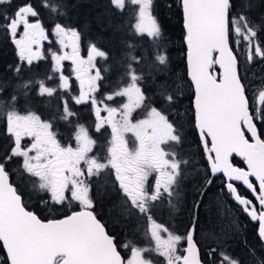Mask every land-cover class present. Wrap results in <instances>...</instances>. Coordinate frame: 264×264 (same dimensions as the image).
Instances as JSON below:
<instances>
[{"label": "snow or ice", "instance_id": "6c2138e0", "mask_svg": "<svg viewBox=\"0 0 264 264\" xmlns=\"http://www.w3.org/2000/svg\"><path fill=\"white\" fill-rule=\"evenodd\" d=\"M109 3L118 10L125 9V0H109ZM130 3L138 6L134 34L149 38L154 63L144 65L147 48L137 56L138 46L125 42L129 51L113 58V65L105 64L101 69L96 59L107 61L109 54L90 42L85 59L80 51L81 30L57 22L51 34L57 38L55 43L59 48L47 50L52 74L38 79L32 73L25 80L26 69L31 72L34 64L47 58L43 42L49 41V32L31 0H24L12 11L8 10L12 0H0V29L15 45L18 57L16 64L6 67L11 75H0V104L10 107L4 120L8 143L0 149V250L4 253L0 264H154L150 254L162 257L164 264H244L219 245L209 247L206 258L202 259L194 239L199 208L217 174L225 178L223 190L227 196L242 206L252 221L259 222L257 234L264 242V139L261 138L264 133L258 131L257 124H264V90L254 91L250 96L240 70L241 55L245 64L264 61V39H261L264 15L257 22L247 14L255 6L252 0H246L243 8L236 0H174L185 30L195 128L209 165L204 191L198 193L200 200L194 205L196 215L186 234L178 235L157 222L153 209L159 203H166L175 210L180 201L185 179L182 168L188 161L180 158L179 151L168 149L172 145L182 149V125L170 119L164 107L149 106L142 74L145 67L164 106L171 108L180 97L174 85H169L167 80L156 83L151 72L153 68L158 72L159 66H166L168 61L166 53L161 54L159 48L163 27L154 14V0H130ZM167 6L171 8L173 4ZM41 7H49L47 0H42ZM58 7L52 6L51 11L56 13ZM59 15L66 16V12L60 10ZM32 18L34 22H30ZM108 26H113L111 19ZM114 27L120 29L119 24ZM65 61L71 62V75L78 82L79 95H71L72 82L64 74ZM113 67L120 71L119 79L127 80V84L98 99L106 74ZM54 78L59 83L55 87L47 86V81ZM33 89L40 97H52L58 89L67 93V98L61 96L62 111L58 116L51 121L42 120L31 110L26 114L17 110L21 96L27 102ZM117 97H126V102L115 107L105 103ZM70 100L76 105L90 102L97 133L105 125L110 127L104 156L90 155L97 142L85 125L72 124L77 113L70 108ZM144 108L148 109L145 118L134 119L133 113ZM102 112L106 115L102 116ZM57 119L74 129L75 146L62 144L58 131L54 130ZM25 138L30 143H23ZM234 154L243 158L247 170L233 165ZM16 160L18 167L13 169L11 165ZM103 173L112 176L113 189L119 196V205L114 207L123 205L129 217L134 214L144 217L154 247L132 246V241L121 244L98 219L93 180ZM17 174L19 181H14L12 177ZM25 180H31L47 197L39 200L45 207L49 203L62 207L75 201L79 210L59 219H41L23 199L18 183ZM235 182L246 187L255 203L240 193ZM162 233L167 234L166 238ZM182 242L186 243L183 249ZM118 249H130V257L125 259ZM249 253L255 256L251 247ZM256 261L264 264L259 257Z\"/></svg>", "mask_w": 264, "mask_h": 264}, {"label": "flooded vegetation", "instance_id": "af4514ba", "mask_svg": "<svg viewBox=\"0 0 264 264\" xmlns=\"http://www.w3.org/2000/svg\"><path fill=\"white\" fill-rule=\"evenodd\" d=\"M237 4L243 8L246 3V0H236ZM253 4L255 5L251 11H248L247 14L254 20L259 22L262 15H264V0H252ZM30 22H34V18L30 19ZM44 26V24L42 23ZM54 26V25H53ZM45 27V29L49 32V41L43 42V48L46 53L47 57V50L51 48L52 50H58L59 46L55 43L56 37L51 34V30L53 28ZM23 29H20L22 32ZM19 36V33H18ZM261 39H264V32H261ZM88 48H85L83 43L80 41V51L81 56L85 59L87 58ZM50 57V56H48ZM241 60V73L245 76V83L248 86V94L251 96L255 91L258 93L259 91L264 90V61H255L252 64H245L243 55L240 57ZM98 67L101 69L105 66L104 58L98 57L96 59ZM72 65L70 61L64 62V74L70 76V80L72 82L71 88V95H79V86L78 82L75 81V77L71 75ZM58 75V74H57ZM107 79V78H106ZM104 80L102 90L100 93L97 94V98L100 99L105 93H111L114 90H118L120 87H124L126 85H109ZM57 80V81H56ZM169 85H171L170 80H167ZM59 83L58 78H56L50 87H55ZM159 83V82H156ZM175 89L178 92L179 99L176 101V104L171 108H167L163 105L161 98L156 95V88L153 84V81H145V94L149 97L148 104L149 106H155L157 108L164 107L165 113L170 114V119L175 120L177 124L182 125V136H183V147L182 149H177L175 145H172L168 150L170 151H179L180 158L187 160L188 163L186 166L182 168L183 173L188 171L191 176L188 181H183L182 186L180 189V201L176 203V209L173 210L167 206L166 203H159L153 209V216L157 220V222L164 224L170 232L178 235H185L187 229L190 227L194 216L196 215V210L194 205L197 201L200 200V196L198 193L204 191L201 190V183H202V175H203V168H205V164L202 161V152L203 145L200 141L198 130L195 128L194 123V113L192 108V100H193V87L192 85H174ZM55 102H59L61 105L62 110V99L61 96H65L67 98V93L64 90L57 91L56 94L53 95ZM126 102V97H117L114 101H105L108 103L109 106H119ZM257 103H258V96H257ZM72 111L77 113V116L72 119V124H83L85 127L88 128L90 136L97 142L96 146L93 149V152L90 155H98L104 156L106 153V147L108 146V141L110 139L111 129L107 125L97 133L95 131V116L94 112L92 111L90 102L87 104L76 105L74 101L70 100L69 104ZM148 109H138L136 112L133 113L134 119H143L145 118L146 111ZM39 115V114H38ZM49 115V114H48ZM59 113L52 114L49 116H41L42 120H49L52 119L54 116H58ZM101 115H106L105 112H102ZM50 121V120H49ZM258 124V131L264 133V124ZM54 130L58 131L59 136L58 138L61 139L62 144L72 143L75 146V141L73 139L74 129L69 127L65 122L56 120L54 124ZM131 134H129L130 136ZM246 135H248L246 133ZM250 138V137H249ZM264 139V135L261 136ZM23 143L28 144L30 143L29 138H25ZM210 146V144H209ZM205 153V152H204ZM206 158V154H205ZM236 158L243 162V165H238L233 162V159ZM207 160V158H206ZM232 163L239 167H245V163L243 159H239L235 156L231 158ZM208 165V164H207ZM209 168V165H208ZM221 176V183L224 185L225 178L222 174H217ZM216 175V176H217ZM253 183L256 184L255 179L251 178ZM26 184H31V180L23 181ZM93 184L95 186V192L97 193L94 196L95 199V213L97 217L106 225V229L109 234L114 235L118 238L121 244L125 241H132V246H139V247H148L149 245L146 244L144 234L148 231V222L144 217L138 215H132L129 217L126 215V209L123 205L118 207H114L119 205V196L115 193L113 186H112V176L108 173H103L100 175L99 179L93 180ZM186 184V185H184ZM237 187L242 186L246 191L245 186L242 185L240 182H236ZM216 184L213 182L212 188L207 190L206 195L203 197V203L199 208V225L197 231L194 235V239L198 242V247L201 250V257L202 259L206 258V252L208 251L209 247H216L219 245L218 243V228L219 220L224 217H230L231 211H235L238 213L242 209L240 205H234L227 200V198L223 196H219L217 193V188H215ZM26 187V186H25ZM222 187V186H220ZM30 188V187H29ZM28 190V200L29 208L32 207L36 209L35 205L41 206L38 204L39 200L46 196L42 195V192L36 186L35 188H30ZM33 190H36L33 192ZM190 193H187V191ZM40 191V193H39ZM249 192V191H248ZM250 193V192H249ZM248 199H253L255 203V199L250 193V196H245ZM24 199V197H23ZM25 201V199H24ZM54 206V205H53ZM63 213L62 216H65L72 211L79 210V205L75 201H71L69 203H65L64 206H54ZM32 208V209H33ZM33 209V210H35ZM243 211V210H242ZM241 213V212H240ZM60 216V217H62ZM248 216V215H247ZM249 217V216H248ZM251 220V219H250ZM210 221V222H209ZM254 222V221H253ZM257 228H258V222ZM258 233V231H257ZM162 236H165L163 233ZM166 238V236H165ZM186 247V243H181L180 248L183 249ZM121 250V254L125 259L130 257L129 250L125 251ZM152 259L154 264H164V260L160 256L152 255Z\"/></svg>", "mask_w": 264, "mask_h": 264}, {"label": "trees", "instance_id": "16d2710c", "mask_svg": "<svg viewBox=\"0 0 264 264\" xmlns=\"http://www.w3.org/2000/svg\"><path fill=\"white\" fill-rule=\"evenodd\" d=\"M47 2L49 7L42 8V0H31V3L40 13L39 19L41 23L46 27H51L54 23L59 22L81 30V42L85 48L90 45V42H95L101 50L109 54V59L105 61V64L113 65V58L121 57L129 51L125 42H131L138 46L135 49V55L137 56L141 55L144 48H147L148 59L144 61V65L147 66L154 63L152 46L150 45L149 38L146 36L138 37L134 34L133 28L136 19L138 18V6L132 5L130 0H125V9L122 11L111 5L109 0H47ZM23 3L24 0H12V4L8 10L12 11L18 5ZM169 4H173V6L169 8L167 6ZM54 5H59L56 13L51 11V7ZM60 10L65 11L66 16H60ZM154 14L158 17L159 23L163 27V37L159 42L160 52L161 54L166 53L168 61L166 66H159L158 72L155 68L151 69L152 75L156 77V82L159 83L169 79L171 85H176L174 83V80L176 79L175 81L178 85H191L187 75L186 43L184 40L185 30L183 28V20L179 9L174 6V0H154ZM109 19L113 21V26H108ZM116 24L120 25L118 31L115 30L114 27ZM102 29L104 30L102 31ZM17 62L18 57L16 55L15 45L4 33L3 29H0V75L10 76L11 73L6 70V67L9 64L14 65ZM51 64V58L47 56L45 60L34 64L31 72L26 69L24 79H28L32 73H36L38 79H44L46 75L52 74ZM148 71L149 69L145 67L144 73L142 74L145 75V81L151 82L152 79L151 76L148 75ZM120 74V71L113 67L110 72L106 74V82L109 85H126L127 80L121 81L119 79ZM55 79L56 78L47 81V86L50 87ZM55 100L54 96L40 97L36 95V90L33 89V91L29 93L27 102L21 96L16 108L21 114H26L27 110H31L37 115L39 114L46 117L62 111L60 103L55 102ZM26 103L27 109L25 107ZM8 110H10V107L7 104H0V149L8 143L4 122L5 114ZM49 120L51 121L52 119ZM202 161L206 167L203 168L201 190L205 187V177L209 173L208 162L205 158L204 151L202 152ZM233 162L241 166L243 165V162L236 158L233 159ZM18 163V160L14 161L11 167L16 169ZM184 175V180L188 181L191 174L188 171H185ZM12 179L14 181H19V175H14ZM220 181L221 176L218 175L213 179L219 196H223L227 198L229 202L232 201L234 205H237L232 198L227 196L226 192L223 190L224 185ZM30 183L31 184H26L25 182L18 183L25 199V203L28 205L30 201L28 200L27 189H36V186H34L32 182ZM212 184L208 189L212 188ZM238 190L243 196H250V193L242 186H238ZM34 191L36 190H33L32 193H34ZM187 193H190V191L188 190ZM39 205L41 206L35 205L36 209L32 207L35 210L32 208L31 210L36 212L43 219L58 218L63 215V213L58 211V209L51 203H49L47 207L43 204ZM239 210L240 211L235 214V216L241 215V225L243 227L239 232L242 236L235 233L237 236L236 239L226 240L225 238L223 239V236H225L224 233L219 232L218 243L222 249H226V251L234 258H239L244 261V264H257L256 257H259L260 260H264V242H261L257 234V223L250 220L241 208H239ZM166 235L167 234H165V236ZM245 241L247 242V246L245 245ZM249 247L255 250V256L250 255ZM3 254V251L0 250V256H3ZM151 255L158 256L157 254Z\"/></svg>", "mask_w": 264, "mask_h": 264}, {"label": "rangeland", "instance_id": "374dc122", "mask_svg": "<svg viewBox=\"0 0 264 264\" xmlns=\"http://www.w3.org/2000/svg\"><path fill=\"white\" fill-rule=\"evenodd\" d=\"M96 64H97V62H96ZM97 67H98V65H97ZM175 80H174V83L176 85H178V83ZM235 214H237L236 211H235ZM235 214H234V212L231 211V216L229 218L228 217H224V218H221L219 220L220 228H218V231L221 232V233H224L225 236H223V239L224 238L226 240L227 239H236L237 236L235 235V233H238V235L242 236V234L239 232L242 229V227H243L241 225V215H236L235 216ZM145 236H146V238H145ZM144 238H145L146 244L149 245L148 247H154L155 242L153 240H151L149 230L145 232ZM128 252L130 253V250Z\"/></svg>", "mask_w": 264, "mask_h": 264}, {"label": "water", "instance_id": "95a60500", "mask_svg": "<svg viewBox=\"0 0 264 264\" xmlns=\"http://www.w3.org/2000/svg\"><path fill=\"white\" fill-rule=\"evenodd\" d=\"M186 61H187V58H186ZM188 69V68H187ZM189 78V77H188ZM189 80H190V78H189ZM233 156H235V157H237V158H239V159H243V158H241V157H238V156H236L235 154L233 155ZM232 156V157H233ZM231 157V158H232ZM231 162H232V160H231ZM245 163V162H244ZM234 165V164H233ZM234 166H236V165H234ZM236 167H239V166H236ZM239 168H244L245 170H247V165H246V163H245V167H239ZM251 179V178H250ZM254 179V178H253ZM236 183V182H235ZM29 210H31V209H29ZM76 211H78V210H76ZM36 213V212H35ZM37 214V213H36ZM70 214V213H69ZM38 215V214H37ZM68 215V214H67ZM39 216V215H38ZM40 217V216H39ZM41 218V217H40ZM59 218H63V216L62 217H58V218H50V219H59ZM41 219H43V218H41ZM99 219V218H98ZM43 220H48V219H43ZM254 222H256V221H254ZM258 222V221H257ZM258 226H259V222H258ZM257 231H258V228H257Z\"/></svg>", "mask_w": 264, "mask_h": 264}]
</instances>
